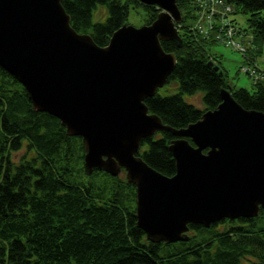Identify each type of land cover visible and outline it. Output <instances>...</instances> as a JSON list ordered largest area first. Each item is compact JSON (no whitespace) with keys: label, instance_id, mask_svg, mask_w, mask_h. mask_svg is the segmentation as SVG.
I'll return each mask as SVG.
<instances>
[{"label":"water","instance_id":"water-1","mask_svg":"<svg viewBox=\"0 0 264 264\" xmlns=\"http://www.w3.org/2000/svg\"><path fill=\"white\" fill-rule=\"evenodd\" d=\"M140 1L156 4L157 17L124 23L100 46L71 25L62 0H0V67L23 84L35 110L81 136L87 173L125 171L136 187V224L149 240H188L190 223L257 216L264 209V111L243 107L223 88L218 106L186 127L150 112L145 99L177 63L161 41L181 44L183 15L177 0ZM158 131L174 136L173 175L138 154L141 140Z\"/></svg>","mask_w":264,"mask_h":264},{"label":"trees","instance_id":"trees-1","mask_svg":"<svg viewBox=\"0 0 264 264\" xmlns=\"http://www.w3.org/2000/svg\"><path fill=\"white\" fill-rule=\"evenodd\" d=\"M195 1L177 0L183 15L177 23L181 44L161 41L177 57L167 83L177 81L178 91L162 95L158 89L147 97L150 112L173 127H186L218 106L223 88L243 107L264 111V68L252 91L230 86L225 69L221 65L215 69L216 57L189 21L197 17ZM228 1L233 13L247 15L252 40L244 56L255 60L264 53V0ZM62 3L71 25L89 33L100 46L128 23L131 7L147 10L144 23H151L160 11L156 4L140 0ZM98 5L106 8L107 16L95 21ZM199 90L203 107L183 97ZM173 137L169 131L147 136L138 154L156 170L173 175L176 162L169 149ZM22 148L25 153L15 162L12 153ZM74 159L84 162L81 136L68 135L59 118L35 110L23 84L0 67V264H264L263 208L257 216L223 218L209 227L190 223L188 240L153 242L136 224L135 185L118 174L133 203L126 205L117 194L103 199L92 184L71 180Z\"/></svg>","mask_w":264,"mask_h":264},{"label":"rangeland","instance_id":"rangeland-1","mask_svg":"<svg viewBox=\"0 0 264 264\" xmlns=\"http://www.w3.org/2000/svg\"><path fill=\"white\" fill-rule=\"evenodd\" d=\"M205 1L196 0V12L197 17L190 18L189 21L192 24L197 23V19H201V31L198 30L200 36L205 38V45L210 50V52L216 57L217 65H221L223 69L226 71L227 80L230 86L233 88L245 87L249 90H253V85L255 81V77L246 72L248 66H254L259 68H264V53H259L252 61L247 60L244 53L234 49L233 47L227 45L222 39L216 37L217 31L212 30L211 33L207 34L205 21L202 19L203 17L199 13V8L208 7L205 5ZM147 10L143 6H138L136 8L131 7L128 23L133 24L135 26H140L144 24V19L146 17ZM107 16L106 8L103 5H98V7L94 10L93 19L95 21L103 20ZM200 17V18H199ZM232 18L234 19V23L241 30L240 33L235 35V38L241 42L250 43L252 40V36L247 30V15L241 12L233 13ZM245 34V35H244ZM249 47V45H247ZM247 53V52H245ZM212 61V60H211ZM214 63V62H213ZM178 91V82L172 81L170 83H166L164 86L160 87L158 92L162 95L172 94ZM203 91L199 90L193 94L185 93L183 97L186 101L193 103L198 107H203L204 103L202 100ZM25 148H22L18 151H14L12 153L13 159L15 162L24 155ZM83 165V166H82ZM72 170V178L71 180L78 184H92L96 188V192L103 199H108L112 195L117 194L123 203L126 205H130L133 203L130 191L125 186L124 183L119 182V178L111 175L109 173H102L101 170L87 173L83 164L80 160L74 159L71 163ZM119 175L121 177L125 176V171L122 170Z\"/></svg>","mask_w":264,"mask_h":264},{"label":"built area","instance_id":"built-area-1","mask_svg":"<svg viewBox=\"0 0 264 264\" xmlns=\"http://www.w3.org/2000/svg\"><path fill=\"white\" fill-rule=\"evenodd\" d=\"M201 1V0H200ZM206 2V6L199 8V13L205 21V27L207 34L212 30H216V37L222 39L227 45L237 49L243 53L248 50V43L241 42L235 38V35L240 33L239 27L234 23L232 14L234 12L233 4L228 0H202ZM200 18V17H199ZM201 19H197V23L194 27L201 31ZM199 27V28H198ZM245 35V34H244ZM259 67L248 66L246 72H249L255 77V80L260 79L263 76V70Z\"/></svg>","mask_w":264,"mask_h":264}]
</instances>
